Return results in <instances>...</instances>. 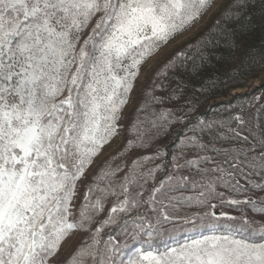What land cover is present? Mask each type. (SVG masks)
I'll return each mask as SVG.
<instances>
[{
  "label": "snow or ice",
  "instance_id": "obj_1",
  "mask_svg": "<svg viewBox=\"0 0 264 264\" xmlns=\"http://www.w3.org/2000/svg\"><path fill=\"white\" fill-rule=\"evenodd\" d=\"M218 7L219 34L235 46L230 24L250 19L249 0H0V264H51L76 232L88 235L65 264H264V196L247 195L264 193V126L237 115L248 135L226 136L191 100L163 107L182 98L173 75L176 87L153 80L142 92L124 149L99 161L142 66ZM209 45L198 41L196 58L178 53L157 77L200 73ZM175 124L167 165L155 163L167 148L124 159ZM216 200L241 215L217 213Z\"/></svg>",
  "mask_w": 264,
  "mask_h": 264
},
{
  "label": "trees",
  "instance_id": "obj_2",
  "mask_svg": "<svg viewBox=\"0 0 264 264\" xmlns=\"http://www.w3.org/2000/svg\"><path fill=\"white\" fill-rule=\"evenodd\" d=\"M229 0L227 3H230ZM250 19H242L237 23L230 24L234 29L233 41L235 46H229L223 42L219 34V28L216 24L220 20L221 24L225 21L221 19L220 12L212 18L208 26L202 30L197 37L192 40V50L186 54L189 57L196 58V45L198 41H211L212 45L204 48L205 51L213 53L211 65H206L203 71L196 75L187 74L182 78L181 72L175 73L182 81L183 94L179 100H173L172 104H166L167 108L179 110L186 101L191 100L192 105L196 106V115L202 116L206 120L224 121L225 127L220 129L226 136L232 134L227 131L228 128L241 132L242 135H248L247 130L232 119L239 115L249 126L253 122L264 126V81L250 86L247 90L231 94V90L240 87H246L250 79L255 78L259 71L264 68V60L260 59L264 53V47H259V41L262 40L263 31L261 25H264V14L261 13L259 0H249ZM262 29V30H261ZM214 45V46H213ZM256 49L253 52L252 49ZM233 56H235L233 58ZM191 67V61L189 62ZM257 67V68H256ZM171 79V78H170ZM210 81H214V86ZM171 86L176 83L171 79ZM159 93V91H158ZM161 93V92H160ZM255 97L261 99L256 100ZM181 103V104H179ZM179 104L180 108H179ZM165 107V106H163ZM157 108H159L157 106ZM180 112L177 111V115ZM177 127V126H175ZM182 128L180 124L177 128L172 127L169 131L172 140L165 148L168 151V157H171V148ZM205 137V141H207ZM251 139V137H249ZM217 147L240 146L239 139L229 142H218Z\"/></svg>",
  "mask_w": 264,
  "mask_h": 264
},
{
  "label": "rangeland",
  "instance_id": "obj_3",
  "mask_svg": "<svg viewBox=\"0 0 264 264\" xmlns=\"http://www.w3.org/2000/svg\"><path fill=\"white\" fill-rule=\"evenodd\" d=\"M229 0H218V3L220 4H227ZM223 9L222 8H214L211 12L206 14L198 24H196L193 28H191L189 31L185 32L183 35L177 36L174 40H172L170 43H168L166 46L162 47L160 51L150 58L145 65L142 66L141 69V74L137 78V87L134 89L133 94H132V103L128 105L125 108L124 111V116L125 119L121 121V123L124 125L123 130L121 131L120 135H118L113 142L111 143L110 146H105V149L103 150L102 155L99 157V161H104L107 160L109 157H115L117 153L121 152L122 149H124V146L127 142V140L130 138L129 133H128V128L135 119V110L137 107H139L142 92L146 90L147 88L151 87L153 84V80H155L156 83L164 82L166 84L171 85V79L172 78V72H168L167 77L164 76H159L157 77V73H160L164 69V65L168 63V61L172 60L174 57H177L178 53L184 52L187 53L189 52L187 49L190 50L189 45H192V40L193 38L197 37V35L204 30L208 24L212 21V18L215 17L219 12H221ZM263 31H260L261 34H263L262 40L259 41V47H264V25L262 26ZM261 29V30H262ZM192 50V47H191ZM253 52L256 51V49H252ZM190 53V52H189ZM235 56H233L234 58ZM179 63V61H177ZM190 67V64H189ZM257 68V67H256ZM180 72H178L179 74ZM182 78H185L187 72H181ZM180 78V77H179ZM264 81V68H262L258 75L255 78L250 79L248 82V85L246 87H240L237 89L231 90V94L245 91L247 90L251 85L255 86L256 84ZM173 87H176L173 86ZM156 95H164L167 96L168 93H156ZM172 104V103H169ZM181 104V103H179ZM177 104V105H179ZM166 107V105H164ZM160 107V106H158ZM167 108V107H166ZM180 108V105H179ZM196 115V113H195ZM180 124H175L173 125L174 128H177ZM177 126V127H175ZM172 140V135L170 132H168L167 136H164L163 138L159 139L156 141L155 145L153 147H149L146 150H134L130 154H128L124 159H126L127 163L130 165L132 160L135 159L138 156H144L153 153L156 148L163 149L167 145H169V142ZM171 154L176 151L175 148H171ZM191 155V154H189ZM208 155H215L214 153H208ZM219 159V158H218ZM170 158H164L163 161L161 160H156L155 163L159 164L161 162L165 163L166 165L169 163ZM121 161L116 160L113 164H119ZM148 166H154V165H148ZM211 167V165H208ZM170 170V169H169ZM164 172H161L157 175V180L162 178L164 176ZM124 173H120V176H123ZM253 179H258L257 177H253ZM242 184H246L245 181L241 180ZM247 186V185H246ZM219 191L225 192V195L227 197H231L233 199H243L245 194H236V193H231L227 191L224 188L218 189ZM247 195H254L257 197L264 196V193L260 192H250L247 193ZM115 198H110L109 203L107 205V208H110L112 205V202ZM212 203L217 204V208L214 209L217 213L220 212H227L230 215L233 216H240L241 212L236 209L234 206H228L225 204L224 206H220V202L218 200L212 201ZM141 212L144 211L143 208L140 209ZM245 211H248L249 214L250 210L245 209ZM107 215V210L104 214H102L99 219H104L106 218ZM112 229H105V232L111 231ZM87 233L84 232H76L73 234L72 237L68 241H66L61 248V251L57 254L56 257L53 258L51 264H65V262L70 258L71 254L76 250V248L84 241V239L87 237ZM135 246V245H133Z\"/></svg>",
  "mask_w": 264,
  "mask_h": 264
}]
</instances>
